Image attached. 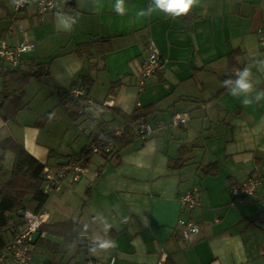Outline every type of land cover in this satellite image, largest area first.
Returning a JSON list of instances; mask_svg holds the SVG:
<instances>
[{"label": "crops", "instance_id": "crops-1", "mask_svg": "<svg viewBox=\"0 0 264 264\" xmlns=\"http://www.w3.org/2000/svg\"><path fill=\"white\" fill-rule=\"evenodd\" d=\"M150 2L61 0L53 12L29 7L15 13L14 0H0V38L11 46L35 42L25 61L49 64L51 72L27 86L15 120L0 112V145L12 138L65 173L59 188L48 191L42 212L48 229L43 225L45 235L32 244L31 264H264V101L245 106L223 86L248 67L264 88V67L254 63L264 59V0H199L187 16L138 18ZM149 41L159 48L164 69L139 92ZM91 42L88 56L77 54L79 45ZM84 77L92 80L84 85L87 96L74 104L64 93ZM3 84L0 73V92ZM33 88L54 104L35 110L28 101ZM148 106L154 112L145 121L160 126L153 136L142 139L135 129L117 157L94 153L77 181L70 164H58ZM61 107L70 118L72 111L81 113L73 112L78 135L68 147L62 138L59 144L47 139ZM175 115L186 123L173 126ZM10 154L0 148V190L11 177V171L1 175ZM251 177L262 181L255 196L235 199L230 188ZM189 191L197 193L196 207L183 212L181 198ZM10 217L5 242L23 225V218ZM181 217L202 226L191 241L176 233ZM98 238L115 247L93 250Z\"/></svg>", "mask_w": 264, "mask_h": 264}, {"label": "trees", "instance_id": "trees-1", "mask_svg": "<svg viewBox=\"0 0 264 264\" xmlns=\"http://www.w3.org/2000/svg\"><path fill=\"white\" fill-rule=\"evenodd\" d=\"M95 42L79 45L76 49L78 55H87L95 45ZM4 68V70L2 69ZM91 70H96V66L91 64ZM0 73L3 74L4 84L3 90L0 92V112L3 113V118L8 120H15L19 112L24 109L23 98L26 93L27 86L33 81H45L51 75L49 64L38 63V62H24L20 67H12L11 65H5V62L0 64ZM92 80L90 77H84L82 83L79 85L91 84ZM75 84V85H77ZM86 86V85H85ZM68 90L64 95L68 96ZM69 98V97H68ZM70 99V98H69ZM70 102H73L70 99ZM75 106V105H74ZM75 116H81V113L76 111L70 112L73 120L77 118ZM154 112L153 107H141L135 110L134 114L131 115L126 126L124 133L121 136L114 134L100 133L93 137V141L87 146L80 155L74 157L79 162L90 161L93 157V147L100 146L104 147L107 145L111 146L110 152H103L107 159L112 156L117 157L122 147L128 143V136L134 133L137 124L140 121H145L146 117ZM83 114V113H82ZM52 117L49 113L42 117L43 121H48ZM0 148L4 152H12L14 154V165L11 170V177L8 182L0 190V250L3 249L7 242L4 239V233L7 230L13 228V218L10 215L23 218L24 215L20 216L19 212L29 210L35 214H40L45 210L46 204L49 200L50 194L44 189L46 177L45 169L47 164L40 162L33 157L27 150L17 143L14 139L8 138L4 140ZM212 167V166H211ZM54 226V225H53ZM52 226V227H53ZM51 227V228H52ZM45 230L46 227L44 225ZM35 243L34 241L32 242Z\"/></svg>", "mask_w": 264, "mask_h": 264}, {"label": "built area", "instance_id": "built-area-1", "mask_svg": "<svg viewBox=\"0 0 264 264\" xmlns=\"http://www.w3.org/2000/svg\"><path fill=\"white\" fill-rule=\"evenodd\" d=\"M61 0H26L22 5H17L14 2L15 13H20L29 7H35L40 13H48L55 11ZM13 23L10 25L9 30L14 31L16 29V21L13 18ZM19 28H23L19 25ZM261 45L264 47V36L261 38ZM36 49V43L33 41H25L16 46H11L4 38H0V61L5 62L12 67H20L24 64V56L33 52ZM164 69V61L161 52L157 45L153 41H149L147 44V56L142 64L140 76L137 81V88L139 92H143L147 87V82L152 79L158 72ZM68 97L78 103L80 100L87 96V89L83 85H74L68 89ZM107 106H110V101H106ZM186 123V119L181 115H175L172 121L173 126H180ZM118 130L115 135L121 136L126 126ZM160 126H154L147 121H141L137 125L138 136L142 139L153 136ZM111 146L104 147L94 146V153L110 152ZM71 169L75 173L74 180L77 181L80 175L86 171V167L74 160L71 164ZM64 172L47 167L45 169V188L47 191L56 190L59 188ZM262 185V181L258 177H251L246 181L239 183L230 188V193L235 199H239L241 202L245 199L253 198ZM197 203V193L195 191H189L181 198V204L183 212L190 209H194ZM23 225L18 229L14 236L6 243L5 247L0 250V264H8L11 261L13 264H31L32 263V242L33 235L37 232L44 236L42 231L43 225L46 223V217L44 214H35L29 210L23 214ZM202 231V226L191 218H179L176 228V233L181 237L184 242L191 241L194 237H197ZM99 264V263H92ZM108 264H115V259Z\"/></svg>", "mask_w": 264, "mask_h": 264}, {"label": "clouds", "instance_id": "clouds-1", "mask_svg": "<svg viewBox=\"0 0 264 264\" xmlns=\"http://www.w3.org/2000/svg\"><path fill=\"white\" fill-rule=\"evenodd\" d=\"M17 5H22L26 0H14ZM122 2V0H119ZM199 0H151L147 10H139L136 13L138 18L150 16L155 12H161L172 18L187 16ZM254 63L259 67H264V59L255 60ZM236 79H227L223 81V86L228 89L229 93L238 99L245 106L259 104L264 101V88H258L253 79V73L248 67L238 70L235 74ZM94 249H108L115 247V242L105 239L94 241Z\"/></svg>", "mask_w": 264, "mask_h": 264}, {"label": "rangeland", "instance_id": "rangeland-1", "mask_svg": "<svg viewBox=\"0 0 264 264\" xmlns=\"http://www.w3.org/2000/svg\"><path fill=\"white\" fill-rule=\"evenodd\" d=\"M15 8V5H13V9ZM37 82V81H36ZM28 101L31 102L32 107L36 110V108L40 109V110H46L48 108V106H52L54 103L53 102H49V101H44L43 96L40 94V92H37L36 88L30 89L29 93H28ZM57 112V116L59 117L58 121L56 124H51V126L49 128H47V134L48 140H56V142L59 144L62 140H64V146L68 147L69 143L71 142V144H74V140L73 138H76L75 136V125L73 123L72 118L66 116L64 109L61 107L59 109V111ZM33 113V112H31ZM51 128V129H50ZM51 130V131H50ZM76 135H78L76 133ZM46 136V134H45ZM44 136V137H45ZM83 139V138H82ZM9 158H7V160L5 161V166H4V170L2 171L1 175L5 176L7 175L13 166V154H10L9 156H7ZM6 177V176H5Z\"/></svg>", "mask_w": 264, "mask_h": 264}, {"label": "water", "instance_id": "water-1", "mask_svg": "<svg viewBox=\"0 0 264 264\" xmlns=\"http://www.w3.org/2000/svg\"><path fill=\"white\" fill-rule=\"evenodd\" d=\"M207 123V121H206ZM58 164H61V165H68L69 164V160H65V159H61L60 161H58ZM0 170H1V166H0ZM20 215H23V211H20L19 212ZM41 236V233L40 232H37L33 235L32 239L33 241H36L38 237ZM82 240H85V239H82Z\"/></svg>", "mask_w": 264, "mask_h": 264}, {"label": "bare ground", "instance_id": "bare-ground-1", "mask_svg": "<svg viewBox=\"0 0 264 264\" xmlns=\"http://www.w3.org/2000/svg\"><path fill=\"white\" fill-rule=\"evenodd\" d=\"M74 160L78 161L77 159H71V160H69V164L71 165L72 162H73ZM78 162H79V161H78ZM79 163L83 165V163H81V162H79ZM83 166H85V165H83ZM47 167H49V166H47ZM70 167H71V166H70ZM85 167H86V166H85Z\"/></svg>", "mask_w": 264, "mask_h": 264}]
</instances>
